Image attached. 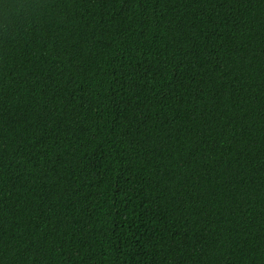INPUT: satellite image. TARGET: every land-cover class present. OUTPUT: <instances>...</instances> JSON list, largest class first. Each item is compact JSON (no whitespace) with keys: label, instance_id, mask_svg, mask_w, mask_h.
<instances>
[{"label":"trees","instance_id":"trees-1","mask_svg":"<svg viewBox=\"0 0 264 264\" xmlns=\"http://www.w3.org/2000/svg\"><path fill=\"white\" fill-rule=\"evenodd\" d=\"M0 264H264V0H0Z\"/></svg>","mask_w":264,"mask_h":264}]
</instances>
